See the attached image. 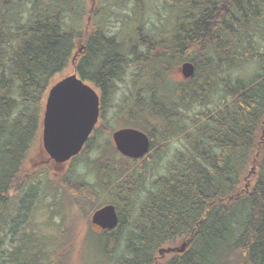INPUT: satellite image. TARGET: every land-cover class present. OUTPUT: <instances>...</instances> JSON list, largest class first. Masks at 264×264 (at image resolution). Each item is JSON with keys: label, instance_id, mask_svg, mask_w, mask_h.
Returning <instances> with one entry per match:
<instances>
[{"label": "trees", "instance_id": "trees-1", "mask_svg": "<svg viewBox=\"0 0 264 264\" xmlns=\"http://www.w3.org/2000/svg\"><path fill=\"white\" fill-rule=\"evenodd\" d=\"M96 3L91 9L90 0H0V264H61L53 259L68 247L72 211L90 220L106 204L116 206L120 221L99 237L110 246L119 237L124 242L117 264H264V0ZM119 21L122 28L114 31ZM163 23L170 24L173 46L164 44ZM80 44L85 51L77 73L99 92L101 119L69 171L50 178L48 168L34 172L30 159L41 130L38 117ZM173 58L195 66V77L174 89L176 103L161 96L157 84ZM250 63L261 71L252 81L226 79ZM148 64L153 78L143 82ZM214 77L223 84L221 106L196 110L216 92ZM123 79L133 87L121 97L116 82ZM118 99L129 124L150 135L154 146L168 136L148 119L180 113L187 145L169 157L163 153L162 167L136 164L115 148L94 164L84 159L96 134L112 135V117L106 116ZM83 166L95 181L81 173ZM156 168L166 174L155 175ZM47 198L49 208L64 214L62 225L54 222L60 240L48 236L14 246L37 233L26 227ZM8 238L12 251L3 250ZM184 242L185 253L159 255Z\"/></svg>", "mask_w": 264, "mask_h": 264}, {"label": "rangeland", "instance_id": "rangeland-1", "mask_svg": "<svg viewBox=\"0 0 264 264\" xmlns=\"http://www.w3.org/2000/svg\"><path fill=\"white\" fill-rule=\"evenodd\" d=\"M91 7V4H90ZM160 7V6H159ZM163 14V13H162ZM166 16V15H165ZM150 17H152V21H154L157 24V27L160 26V21H157V16L155 13H151ZM170 25V24H169ZM167 23H163L162 27V38L165 39L164 44L167 46H173L175 43L172 40V35L167 33L168 30H170V27ZM114 31H119L122 28V24H120V21L118 23H115L112 26ZM126 47V46H125ZM131 49V48H129ZM162 54V51L158 52L156 55ZM166 60V59H165ZM164 59H162V62ZM169 61V62H168ZM181 66V63L177 61V59H167L165 64L163 65L164 67V74L162 76V80H158L157 84H160V89L159 92H163L161 96L167 97L170 102L176 103L178 102V97L176 96L174 89L178 87L179 81L181 80V76L179 73V68ZM153 69L154 65L153 64H148L146 66L145 70V79H143V82H150V79L153 77ZM158 69V68H157ZM155 69V71L157 70ZM72 71L68 70L67 73L65 74H70ZM260 68L257 66V64H243L239 68L235 69L232 74L230 71V75L226 74L225 77L226 79L231 80V76L233 77V80L237 79H242L246 82L252 81L251 79L256 75V73H259ZM64 74V75H65ZM131 72L129 73V77L126 79V81L131 80ZM63 76V75H62ZM62 76H57L53 82H56L59 80ZM203 77V75H200ZM183 80V79H182ZM225 80V78H224ZM212 82L214 83L216 87V92L210 96V99L205 105H202L201 108L198 107V105H195V109H213V108H219L223 102L224 99V94L222 93V81L219 78L214 77L212 79ZM119 89L122 90L120 96L127 95L129 96V90L132 89L130 83L125 82V80L117 81L116 82ZM161 90V91H160ZM150 91V90H149ZM174 92V94H173ZM172 93V94H171ZM228 100V99H227ZM226 100V104L229 103V100ZM44 102L43 101V106L42 108L44 109ZM186 107V104L182 105ZM114 111V108L111 107L108 109V114H107V119L111 120L112 113ZM170 113V112H169ZM163 116H161L162 118ZM42 118V110L40 111V115L38 117V121L40 119L41 121ZM167 121V120H165ZM183 118L180 115V122L182 123ZM117 123H113L111 120L110 126L115 127ZM180 128V132L182 133V127ZM183 137V140H182ZM181 138L178 139H172L171 143L175 147H170L169 151V156H171L172 152H175V150H179L182 148V146H186L187 140H189V137L187 138L186 134H182ZM41 142V133L36 137V141L34 143V151L32 155L30 156V159H34L37 157V154H39V145L37 143ZM112 140H111V134L109 135L108 133H105L103 135H97L94 137L93 144L91 145L90 151L88 154H86L85 158L86 160H90L92 164L96 163L98 159L102 156V154L106 153L111 150L112 147ZM167 157V156H166ZM71 163L66 167L65 170L69 171L71 168ZM36 172H39L36 171ZM81 173L87 175V180L88 181H95V178L92 177L93 175L88 174V170L83 166L81 168ZM155 175L159 174H166V168H156L154 169ZM54 172L52 171V174L49 175V177H53ZM106 197V196H105ZM110 200V199H109ZM108 199H106L104 202H108ZM52 199L47 198L46 200H41L40 203L37 205L36 210L34 211L33 217L31 219V222L28 224L26 227L28 232L32 231L33 229H38L37 233L34 234V236L31 235V238L29 240H25L24 242H18V240L15 242L14 246H31L34 245L35 242L40 241V242H46V239H48V236H53L54 241L60 240L59 236H55L57 229L54 226V222L57 224H61L63 221V216L64 214L62 211L54 210L53 208H49L48 205L51 203ZM62 214V215H61ZM73 214V223H71L69 227L71 229V234H68L67 236H64L66 241L68 242V247H63L60 251L57 252V254L54 255V261H59L61 264H117L119 259L121 258L123 251L122 248L124 247V242L120 241L119 237V242L114 241V246H110L109 243L106 242V239L103 241L99 236H101V233L95 231L93 228L90 226L89 218L85 217L83 213H80L77 209L72 211ZM70 222L72 220L66 219ZM73 225V226H72ZM118 235H115L114 237H117ZM123 238H127V234L123 236ZM51 239V238H49ZM48 239V240H49ZM10 238H8L5 241V248L3 250H9L12 251L13 246L10 243ZM31 240V241H30ZM29 241V242H28ZM179 246V245H177ZM51 249V248H49ZM6 258V257H5Z\"/></svg>", "mask_w": 264, "mask_h": 264}, {"label": "water", "instance_id": "water-1", "mask_svg": "<svg viewBox=\"0 0 264 264\" xmlns=\"http://www.w3.org/2000/svg\"><path fill=\"white\" fill-rule=\"evenodd\" d=\"M85 46L81 45L73 61L74 70L61 78L49 89L42 119V146L54 168L64 165L78 156L87 144L100 117V98L97 92L85 83L76 71V60ZM184 79L195 75V66L184 63L180 69ZM116 150L124 157L138 160L149 152V139L143 132L125 129L114 133ZM116 207L107 205L91 217V224L102 230H113L118 225ZM188 242L179 247L161 249L160 255L183 254Z\"/></svg>", "mask_w": 264, "mask_h": 264}, {"label": "flooded vegetation", "instance_id": "flooded-vegetation-1", "mask_svg": "<svg viewBox=\"0 0 264 264\" xmlns=\"http://www.w3.org/2000/svg\"><path fill=\"white\" fill-rule=\"evenodd\" d=\"M179 70V69H178ZM180 73V71H179ZM181 76V80L179 81V85H181L184 82H188L189 80H182V75L180 73ZM133 87V86H131ZM129 90V89H128ZM132 89H130L131 91ZM122 90L119 91V95L121 94ZM127 96V95H126ZM122 97V96H121ZM124 106V101L123 100H115L114 103V114L112 116V121L113 123H117V125L115 127H113V132L112 135H114L115 132L120 131V130H125V129H132V130H137L140 131L139 129L134 128L131 124H129V122L131 121L129 119V117H127L126 113L123 112V107ZM169 114V118L166 119L167 121H161V120H157V119H148V124L150 125V127H157L159 128L162 132H165V137L168 136V140L167 142H165L164 144H160V145H156L154 146L153 142H152V138L150 137V135H148L147 133L143 132L144 134L147 135L148 139H149V143H150V147H149V152L146 154V156H144L143 158L139 159V160H131L134 161L136 164H142V163H150L152 164L154 167H162L164 166V156L163 153H167V157H169V153H171L169 151V148L175 147L172 143L171 140L174 139H178L182 137V133L180 132V128L182 127V123L180 122V113H168ZM145 117H149L150 113H144ZM133 121V120H132ZM142 132V131H140ZM150 133V132H149ZM183 140V137H182ZM112 147L113 150L114 148L116 149V146L114 144V138L112 137ZM169 147V148H168ZM176 151V150H175ZM173 153V152H172ZM43 157L45 159H47L45 157V155L42 153ZM128 159V158H127ZM130 160V159H129ZM46 160H43L42 163H46ZM114 162V161H113ZM51 165H54L51 161ZM114 171V169H113ZM35 172V170H34ZM64 172V171H63ZM58 175H61V177H63L65 175L63 173H55ZM59 177V176H58ZM118 214L120 215V212L118 211ZM94 230H96L99 233H106V231H102L100 228L98 227H93Z\"/></svg>", "mask_w": 264, "mask_h": 264}, {"label": "bare ground", "instance_id": "bare-ground-1", "mask_svg": "<svg viewBox=\"0 0 264 264\" xmlns=\"http://www.w3.org/2000/svg\"><path fill=\"white\" fill-rule=\"evenodd\" d=\"M192 64V63H191ZM197 89V88H196ZM205 93V92H204ZM210 97V96H209ZM207 101V100H206ZM24 190V189H23ZM66 190V189H65ZM41 193V192H40ZM118 218H119V215H118ZM120 221V220H119ZM119 221H118V225H119ZM118 225L113 229V230H109L108 232L110 231H114L116 228H118ZM31 241V240H30ZM29 242V241H28Z\"/></svg>", "mask_w": 264, "mask_h": 264}]
</instances>
